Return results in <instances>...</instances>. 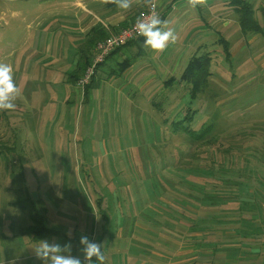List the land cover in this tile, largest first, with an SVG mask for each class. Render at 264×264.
I'll return each mask as SVG.
<instances>
[{"label": "rangeland", "instance_id": "rangeland-1", "mask_svg": "<svg viewBox=\"0 0 264 264\" xmlns=\"http://www.w3.org/2000/svg\"><path fill=\"white\" fill-rule=\"evenodd\" d=\"M230 1L189 6L191 19L171 9L176 44L160 54L145 48L120 76L108 73L128 53L113 55L84 95L86 86L70 82L85 60L80 50L69 45L52 58L30 48L35 29L49 37L45 25L53 22V33L58 26L46 5L0 0V63L12 66L22 92L14 111H0V145L11 148L0 156V264H42L33 249L42 241L71 243V254L83 258L85 235L102 244L105 264H142L152 251L159 264H264V0H249L262 32L248 34ZM207 52L213 75L192 98L181 76L193 55ZM190 112L193 122L185 120ZM213 167L220 182L245 183L241 196L258 192L260 218L244 217L238 203L220 204L239 190L214 187ZM208 197L219 202L208 205ZM203 205L231 227L205 233ZM127 219L132 232L116 249ZM35 222L49 232H28Z\"/></svg>", "mask_w": 264, "mask_h": 264}, {"label": "trees", "instance_id": "trees-1", "mask_svg": "<svg viewBox=\"0 0 264 264\" xmlns=\"http://www.w3.org/2000/svg\"><path fill=\"white\" fill-rule=\"evenodd\" d=\"M230 4H232L233 6V10L234 12L237 14L238 16V23H239V27L241 29V31L245 34L248 33H260L262 32V26L259 24V22L257 21V19L255 18V9L253 7V4L249 1V0H231ZM109 8L111 9H115L116 6L109 4L107 5ZM149 7L146 4H142V6H140V8H137L136 11L133 12V16H131L132 21H135L137 19V17H139L141 15L142 12L146 11ZM162 19H164V16L161 17ZM132 21H130L129 23H131ZM129 24H125L123 28H126ZM121 29H119L118 31H120ZM116 31V32H118ZM115 32V33H116ZM108 36V32L98 26L95 29H93L91 31V33L89 32L87 34V38L85 40V42H83L84 44L81 46V50L80 52L83 53V56H85V60L80 64H78L77 69L74 71L73 75L70 76V82L73 84H77L78 85V81L82 78V76L84 75L86 69L91 65L93 57L92 56V51H91V46L93 45L94 40L95 41H102L105 38H107ZM219 42L221 44H223V49L225 52V57L226 59H230L231 58V51L229 48V43L227 40L225 39H220ZM144 44V38L142 36L133 39L130 42H127L126 44L122 45L120 48H118L116 51H114L113 53H111L107 59L116 54L117 52L121 53H128V55H126L120 62H118L117 66L115 69H113L112 71H110L108 73V75L110 76H120L122 74L125 73V71H127L135 62V60H137L143 53L145 50V47L143 46ZM123 50V51H122ZM106 59V60H107ZM106 60L100 64L96 71L95 74L92 76L89 84L86 85V88L84 90V95H87L88 92L94 87V85H96V77H94L97 74V70L100 69V67L102 65L105 64ZM212 56L210 54V52H207L205 54L202 53V55L197 56V55H193L191 57V59L188 62L187 67L185 68L181 78L183 81L188 82L190 84H192V90H191V95L192 98H195L196 96H198V94L204 90L205 87H207L208 83H209V78L212 74L211 71V66H212ZM171 81L172 83L175 81V79L173 80H168ZM195 113L194 112H190L187 114L185 120H190V122H193ZM180 126H177L179 125ZM176 126L177 129L178 128H183V130H185L186 132H194V130H191L190 127L182 125V121H177L176 122ZM212 130V125L210 126H206L203 128V142L207 141V136L208 134L211 132ZM210 145V144H207ZM212 146V145H211ZM11 148L7 147V146H1L0 145V156L5 153L6 151H10ZM219 169V168H218ZM209 174V178L210 180L213 181L214 183V187L217 188H230L232 189L231 191L235 190L236 188H238V192L237 194H234L232 196H227V197H222L220 201L221 203H227V205L229 203L235 202L240 204L239 208L241 210V214L246 217V214H249V217L252 218L254 217V215L257 213L259 214V218L261 217V215H263V208L262 205L260 204V196L258 195V192H256L255 189H253V192L250 194H253V200L249 199L248 197H244L241 196V192L243 193V195L247 194V191H242L243 188H245V183L241 182L239 183H233V184H228L226 182H220V180H217V178H214V175H216L214 173V167L212 170H208L207 172ZM261 186H263L262 183H260ZM241 189V190H240ZM229 190V189H228ZM230 192V191H229ZM248 195V194H247ZM207 198V197H205ZM210 200H205L203 198V202H207L208 205H210L209 203H213V204H217L219 201L216 200L213 197H208ZM247 199H249V201H246ZM254 207V209H245L244 205L246 204ZM208 205H203V209L205 210V213L210 216V224L212 225H208L206 226V229L204 228L203 230H205V233L211 232L213 230H218L217 228H219L221 231L220 232H225V228L231 227V226H227L225 225V223H227V221H225L224 219L219 218H212V217H216L218 215H216L214 213V210H212ZM194 206V205H193ZM221 216V215H219ZM212 218V219H211ZM190 221V220H189ZM192 221V220H191ZM37 225H32L27 227L26 229L28 230V232H36L37 237H41L42 235L46 234V232H49L47 230H45V228H43L42 224H39L38 222H35ZM192 226H195L197 224H191ZM218 225V226H217ZM225 227V228H223ZM210 228V229H208ZM194 230V229H192ZM196 231H200L201 227L197 226L195 228ZM207 230H211V231H207ZM238 234V232H236ZM221 249V248H220ZM219 249V251H220ZM244 254V253H243ZM97 264V263H95Z\"/></svg>", "mask_w": 264, "mask_h": 264}, {"label": "crops", "instance_id": "crops-1", "mask_svg": "<svg viewBox=\"0 0 264 264\" xmlns=\"http://www.w3.org/2000/svg\"><path fill=\"white\" fill-rule=\"evenodd\" d=\"M41 1L42 2L40 5H42V7H45L44 5H46L45 12L48 11L47 17H50L51 14L54 15V21L58 24V26L55 33H53L51 32V29L54 27V23L48 22V24L45 25V29L51 33L49 37L47 36V32L42 31L41 29H35L34 35L29 38V44L32 50L34 49L35 51H38L35 53V55H47L48 53L52 58H63L64 52L67 50L69 45L73 46L75 50H81V46L84 44L83 42H85L87 34L89 32L91 33V31L98 26L104 28L108 32V35L115 33L124 27L125 24H130L129 22L132 21L131 16H133V12L136 11L137 8H140V6L143 4V2L134 4L131 10L122 11L117 8L111 9L107 5L101 4L100 0H61L60 2H57L56 0ZM171 9H181L182 12H180L179 17H183V19L194 18V16H190L189 14L187 16V12H189L190 9L187 0H159L157 10L160 17L164 16V19H167L168 13H170L169 11H171ZM70 15L71 18H69ZM44 21L46 22L47 20ZM133 22L134 21L131 23ZM183 22H185V20H183ZM74 31L75 33H70ZM34 37L36 38V43L33 46V44L31 45V42L34 40L32 39ZM97 43L98 41L94 40L93 45L91 46L92 56L95 55V47ZM117 53H121V51ZM112 57L113 55L110 56L106 61ZM138 60L139 58L137 59L136 63H138ZM61 61H63V59H61ZM106 63L107 62H105V64L100 68H107ZM136 63H133L134 65L125 71V73H128V71L134 67ZM112 70L113 69H110V71ZM127 221L123 223V226L121 227V240L118 241V244L115 243L114 248L116 249L124 246V242L128 241L127 238L132 232V225L128 219ZM128 246L129 244L127 243L126 249ZM126 256L129 257L131 261L138 260V257L144 258V256H138L135 254L130 256L129 253H126ZM155 256L156 259L154 258ZM159 256V253L152 251L151 256L148 257L151 259L147 261L143 259L142 264H159ZM174 260L175 256H173L172 263L175 262Z\"/></svg>", "mask_w": 264, "mask_h": 264}, {"label": "clouds", "instance_id": "clouds-1", "mask_svg": "<svg viewBox=\"0 0 264 264\" xmlns=\"http://www.w3.org/2000/svg\"><path fill=\"white\" fill-rule=\"evenodd\" d=\"M143 2L146 4L150 13L141 15L136 19L135 30L138 36L144 38L143 46L151 49L154 53L160 54L165 52L169 45L176 44L178 35L168 26V21L162 19L156 14L155 9L159 0H100L104 5H115L117 9L129 11L134 4ZM192 8L207 7L208 0H187ZM22 95L20 87L14 80V71L11 65L0 63V111H14L16 101ZM71 235V233H69ZM81 253L83 258L71 254V243L60 245L42 241L33 246L37 259L42 264H105V254L102 244L91 240L88 236L80 238Z\"/></svg>", "mask_w": 264, "mask_h": 264}, {"label": "built area", "instance_id": "built-area-1", "mask_svg": "<svg viewBox=\"0 0 264 264\" xmlns=\"http://www.w3.org/2000/svg\"><path fill=\"white\" fill-rule=\"evenodd\" d=\"M156 14H158L157 7L155 9ZM150 13V9L148 8L146 11L142 12L141 15H148ZM140 15V16H141ZM139 16V17H140ZM135 22L130 23L126 28L121 29L120 31L111 34L107 38L102 41H99L95 47V55L92 60L91 65L86 69L82 78L78 81L79 87H85L89 84L92 76L95 74L97 67L102 64L107 57L120 48L122 45L127 42L132 41L140 36L137 35L135 30Z\"/></svg>", "mask_w": 264, "mask_h": 264}]
</instances>
